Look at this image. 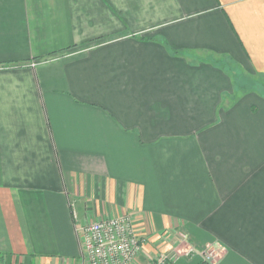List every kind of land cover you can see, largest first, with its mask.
Instances as JSON below:
<instances>
[{
  "label": "crops",
  "instance_id": "obj_1",
  "mask_svg": "<svg viewBox=\"0 0 264 264\" xmlns=\"http://www.w3.org/2000/svg\"><path fill=\"white\" fill-rule=\"evenodd\" d=\"M224 60L264 79V0H0V264L123 215L131 264H264V97Z\"/></svg>",
  "mask_w": 264,
  "mask_h": 264
},
{
  "label": "built area",
  "instance_id": "obj_2",
  "mask_svg": "<svg viewBox=\"0 0 264 264\" xmlns=\"http://www.w3.org/2000/svg\"><path fill=\"white\" fill-rule=\"evenodd\" d=\"M77 231L83 249V264H131L141 243L140 237L130 229L126 215L82 225ZM212 259L211 254L203 257L208 264H212ZM150 264H166V258H156Z\"/></svg>",
  "mask_w": 264,
  "mask_h": 264
},
{
  "label": "rangeland",
  "instance_id": "obj_3",
  "mask_svg": "<svg viewBox=\"0 0 264 264\" xmlns=\"http://www.w3.org/2000/svg\"><path fill=\"white\" fill-rule=\"evenodd\" d=\"M220 65L226 70L233 80V96L235 98L240 97L242 94L251 92L259 93L262 97H264V79H257L242 71L237 65L226 63L225 60L222 61Z\"/></svg>",
  "mask_w": 264,
  "mask_h": 264
},
{
  "label": "trees",
  "instance_id": "obj_4",
  "mask_svg": "<svg viewBox=\"0 0 264 264\" xmlns=\"http://www.w3.org/2000/svg\"><path fill=\"white\" fill-rule=\"evenodd\" d=\"M199 264H208V263H206V262L203 261V262H201V263H199Z\"/></svg>",
  "mask_w": 264,
  "mask_h": 264
}]
</instances>
